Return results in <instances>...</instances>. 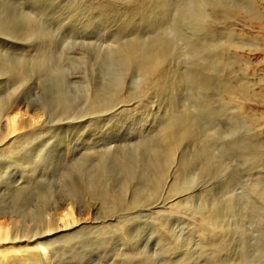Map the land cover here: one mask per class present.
<instances>
[{"label": "rangeland", "instance_id": "rangeland-1", "mask_svg": "<svg viewBox=\"0 0 264 264\" xmlns=\"http://www.w3.org/2000/svg\"><path fill=\"white\" fill-rule=\"evenodd\" d=\"M0 44V225L30 236L73 216L79 226L48 237L47 264H264V0H0ZM155 49L162 65L145 76L133 60ZM93 93L108 107L87 111ZM181 161L184 185L168 196L155 172ZM170 198L180 204L154 206Z\"/></svg>", "mask_w": 264, "mask_h": 264}, {"label": "bare ground", "instance_id": "bare-ground-1", "mask_svg": "<svg viewBox=\"0 0 264 264\" xmlns=\"http://www.w3.org/2000/svg\"><path fill=\"white\" fill-rule=\"evenodd\" d=\"M131 1V0H130ZM208 2V1H207ZM206 2V3H207ZM225 2V1H224ZM230 3V2H229ZM133 4V3H132ZM136 4V3H135ZM236 4V3H235ZM238 4V3H237ZM248 4V3H247ZM246 4V5H247ZM133 7H134V4H133ZM132 7V8H133ZM137 7V6H136ZM135 7V8H136ZM135 8L134 9H132L133 11L135 10ZM138 8V7H137ZM243 8V7H242ZM246 8V7H245ZM143 10V9H142ZM221 10V9H220ZM219 10V11H220ZM223 11V13H225V12H227V10L226 9H222ZM242 10V9H241ZM137 11H139V10H137ZM202 11V10H201ZM218 11V10H217ZM245 13H248V14H252V19H257V17L258 16H256V13L255 12H253V10H252V8L251 9H247V10H245L244 11ZM216 13V12H215ZM259 13V12H258ZM216 14H218V13H216ZM220 15V14H219ZM246 15V14H245ZM193 17V16H192ZM226 17V16H225ZM191 19V18H190ZM226 19V18H225ZM24 22H25V24L28 26V29L29 30H34V29H36V28H38L39 27V25H37V23H36V21H35V19L33 18V17H31L30 15H25V18H24ZM219 22V21H218ZM225 25V24H224ZM227 30V29H226ZM231 31V30H230ZM227 32H229V31H227ZM229 34V33H228ZM232 34V33H231ZM230 34V35H231ZM230 35H228V36H230ZM220 36V35H219ZM219 38H221V37H219ZM225 38V37H224ZM223 38V39H224ZM235 38V37H234ZM236 39V38H235ZM219 40H221V39H219ZM225 40V39H224ZM1 41H4V40H1ZM223 41V40H222ZM210 42V41H209ZM208 42V43H209ZM226 42H228L227 43V48H231V47H233V48H238L240 45L238 44L240 41H233V40H230V41H226ZM242 42V41H241ZM205 43V42H204ZM207 43V44H208ZM215 43H217L216 41H215ZM220 43V42H219ZM237 43V44H236ZM4 44V43H3ZM3 44H0V49L1 48H4V45ZM199 44V43H198ZM213 44V43H212ZM195 45V44H194ZM203 45V44H202ZM202 45H201V47H202ZM215 45V44H214ZM223 45V44H222ZM138 46V45H137ZM165 46V45H164ZM193 46V45H192ZM210 46H212V45H210ZM210 46H209V48H210ZM224 46V45H223ZM162 47V46H161ZM195 47H197V45H195ZM200 47V48H201ZM213 47V46H212ZM217 47H219V46H217ZM222 47V46H221ZM220 47V48H221ZM225 47V46H224ZM157 48H159V47H157ZM194 47H192V49H193ZM204 48H205V46H204ZM203 48V49H204ZM206 48H208L207 46H206ZM208 48V49H209ZM216 48V47H215ZM137 49H139L138 47H137ZM136 49V46H135V44H134V42L133 41H127V42H123V43H121V44H119V51L121 50V51H123V53L126 51V54L127 53H129V52H136V53H139V52H137V51H139V50H137ZM162 49V48H161ZM164 49L165 48H163V54H164ZM191 49V51L190 52H192V51H194L195 49H193L192 50ZM199 48L197 47V49L196 50H198ZM213 49V48H212ZM212 49H210V50H212ZM218 49V48H217ZM137 50V51H136ZM152 50V49H151ZM153 50H154V48H153ZM166 50V49H165ZM196 50H195V53H196ZM207 50V49H206ZM220 50V49H219ZM118 51V52H119ZM128 51V52H127ZM155 51L157 52V49H155ZM160 51V50H159ZM162 51H160L161 53H162ZM168 51V50H167ZM187 51H189V50H187ZM186 51V52H187ZM216 51V50H215ZM221 51H223V50H221ZM143 52V51H142ZM142 52L140 53V54H142ZM151 52V51H150ZM200 52V51H199ZM199 52H198V55H199ZM203 52V50L201 51V53ZM220 51H218L217 52V54L219 53ZM145 53V52H144ZM143 53V54H144ZM147 53V52H146ZM148 53H149V51H148ZM213 53V52H212ZM37 54H40L39 56H41V57H45V56H47L48 54H49V51L47 50V49H39L38 51H37ZM131 54V53H130ZM129 54V56L131 57V55ZM140 54H137V55H140ZM163 54L160 56V54H158V52H157V54H153V52H152V54L150 55V54H144V55H140L139 56V59L137 58L136 60L134 59H132L133 60V62H135L136 63V61H138L139 60V67H138V65H137V68H140V70L145 74V76L148 74L149 76H151L150 74H153V73H155V71L157 70V68H160V66H159V64L160 65H162V63H160L162 60H163ZM167 54V53H166ZM192 54V53H191ZM194 54V53H193ZM192 54V55H193ZM197 54V53H196ZM196 54H194V56H196ZM216 54V55H217ZM136 54H134V56H135ZM136 55V56H137ZM124 56H126V55H124ZM136 56L134 57V58H136ZM203 56V55H202ZM201 56V57H202ZM207 56V55H206ZM48 57H49V55H48ZM47 57V58H48ZM130 57H128V54H127V59L129 58L130 59ZM133 57V56H132ZM138 57V56H137ZM186 57V56H185ZM193 57V56H192ZM205 57V56H204ZM212 57V56H211ZM221 58H222V54H221V56H220ZM160 58H162V60L160 59ZM187 58L188 57H186V60H187ZM202 59V58H201ZM201 59L199 60V58L197 57V60H199L200 62H201ZM206 59V58H205ZM213 59V58H212ZM211 59V60H212ZM223 59H224V57H223ZM161 60V61H160ZM165 60V59H164ZM203 60V59H202ZM210 60V61H211ZM225 60V59H224ZM47 61V60H46ZM194 61V60H193ZM213 61V60H212ZM164 62V61H163ZM187 62H188V60H187ZM196 62H198V61H196ZM204 62H207L206 60H203V62H201V63H204ZM218 62V61H217ZM216 63V62H215ZM227 63V62H226ZM198 64H200V63H198ZM204 64H206L207 65V63H204ZM225 64V63H224ZM2 65H5L4 64V62H3V64L1 63L0 64V70L1 69H3L2 68ZM195 66V65H194ZM201 66V65H200ZM189 67V66H188ZM196 67H197V64H196ZM195 67V68H196ZM163 68V67H162ZM194 69V68H193ZM210 69V68H209ZM222 69V71H223V68H221ZM163 70V69H162ZM212 70V69H211ZM5 71V70H4ZM141 71H140V73H141ZM160 71V70H159ZM1 72V71H0ZM2 72H3V70H2ZM157 72V71H156ZM193 73H194V71H192ZM159 73V72H158ZM1 74V73H0ZM156 74V73H155ZM196 74H199V73H197V71H195V73L193 74V75H196ZM154 75V74H153ZM152 75V76H153ZM159 75V74H158ZM158 75L156 76V77H158ZM149 76H147V77H149ZM160 76V75H159ZM10 77V76H9ZM142 77V76H141ZM144 77V76H143ZM142 77V78H143ZM224 77V76H223ZM11 78V77H10ZM146 78V77H145ZM153 78V77H152ZM214 78V77H213ZM151 79V78H150ZM222 79V78H221ZM139 80H140V78H139ZM142 80V79H141ZM145 80V79H144ZM144 80H142V81H144ZM238 80V79H237ZM145 82V81H144ZM146 82H150V80H148V81H146ZM146 82H145V84H146ZM198 83H199V81H197ZM152 83V82H151ZM150 84V83H149ZM148 84V85H149ZM153 84V83H152ZM151 84V85H152ZM146 86V85H145ZM214 87V86H213ZM216 88V87H215ZM114 90V89H113ZM116 90V89H115ZM114 90V91H115ZM217 90H222V92H232L233 90H235V91H237V92H239L242 96H244V93H243V91L242 90H240V88L237 86V85H231L228 81H226V80H222L221 81V88L220 89H218L217 88ZM119 91V90H118ZM112 93V92H111ZM94 94V93H93ZM96 94V93H95ZM92 95L93 97H91V94H90V100L88 99V101H87V106L84 104V106L85 107H87L86 109H87V111L88 110H90V112L91 113H94V111H96V112H98L99 111V109L101 108V107H103V105L104 104H106L105 102H106V98L105 97H107V95L104 97V99H105V102H103L104 104H102V103H100L101 102V98H102V96L101 97H99L100 95L99 94H97V95H99L98 97H97V95ZM110 94V93H109ZM102 95H104V94H102ZM239 95V94H238ZM89 96V95H88ZM231 96V95H230ZM237 96V95H236ZM112 97L114 98H118V99H120V100H122V98H121V95L118 93V92H113L112 93V95H111V99H112ZM89 98V97H88ZM99 100H98V99ZM108 98H110L109 96H108ZM210 99V98H209ZM208 99V100H209ZM215 99V98H214ZM107 100H109V99H107ZM212 100V99H211ZM111 101V100H110ZM12 102V101H11ZM15 102V101H14ZM108 102V101H107ZM113 102V101H112ZM3 103V102H2ZM119 103V102H118ZM121 103H122V101H121ZM10 104H12V103H10ZM14 104V106L16 107V105H15V103H13ZM13 104H12V106H13ZM101 104H102V106H101ZM110 104V103H109ZM1 105V104H0ZM5 106H6V104H4ZM107 105V107H108V104H106ZM112 105H114V102H113V104H111V106ZM1 107V106H0ZM84 107V108H85ZM98 107H100L99 109H98ZM107 107H105L106 109H109V108H107ZM113 107V106H112ZM10 108V105H7V107H5L4 108V106L1 108V111L4 113L6 110H8ZM17 108H19V106H17ZM89 108V109H88ZM64 109H65V107H64ZM102 109V108H101ZM103 109H104V107H103ZM2 115V114H1ZM171 118H172V116H170ZM169 117V118H170ZM174 118V117H173ZM14 117H10V113L7 115V130H9V131H14L15 130V122H14ZM166 119V118H165ZM63 120V119H62ZM167 120V119H166ZM171 121V119L170 120H168V122H170ZM173 122V121H172ZM171 122V123H172ZM161 123V125H159ZM159 124H158V126H157V129H158V127L160 128V130L164 133V135L166 134L167 136L170 134V137L172 138V133H173V131H175L174 132V134L176 133V130H174V128H175V126L174 127H172V130H170L171 128V126L169 127V124L167 123V121H163V123L162 122H160ZM182 127V126H181ZM210 127H212V125L210 126ZM170 128V129H169ZM178 129V128H177ZM182 129V128H181ZM184 129V128H183ZM223 129H224V127H223ZM169 130L170 131H172L171 133H169ZM157 131H159V130H157ZM214 131L215 132H217L218 131V127H214ZM197 133V132H196ZM221 133V132H220ZM194 134V133H193ZM197 135V134H196ZM202 135V134H201ZM174 136V135H173ZM214 136V135H213ZM212 136V137H213ZM1 137H3V138H1ZM175 137V136H174ZM173 137V139H171L170 138V140L172 141V140H174L175 138ZM198 137V136H197ZM207 137H209V135H207ZM206 138V137H205ZM0 139H2V140H0V146L1 145H6V143H7V138L6 137H4V135H3V131L0 129ZM207 139H210V138H206V140ZM205 140V141H206ZM211 140V139H210ZM170 141V142H171ZM176 141V140H175ZM204 142V141H203ZM212 142V141H211ZM215 142V141H214ZM173 143H175L174 141H173ZM199 143V142H198ZM167 144H169V142L167 143ZM171 144V143H170ZM169 144V145H170ZM175 145V144H174ZM174 145H171V146H174ZM204 145V144H203ZM5 147H7V146H5ZM199 147V146H198ZM202 147V146H201ZM211 147V146H210ZM168 148V147H167ZM108 149V148H107ZM171 149H173V147L171 148ZM199 149V148H198ZM202 149V148H201ZM167 150H169L170 151V149H167ZM166 150V151H167ZM203 150H204V147H203ZM203 150H202V152H203ZM244 151H246V150H244ZM171 152V153H170ZM169 152V154H173L172 153V151H170ZM205 152V151H204ZM106 153V152H105ZM104 153V154H105ZM155 153V152H154ZM204 154V153H203ZM174 155V154H173ZM169 156V155H168ZM209 156V155H208ZM244 156V155H243ZM182 158V157H181ZM206 158V157H205ZM174 159V158H173ZM182 160V159H181ZM121 161H124V160H121ZM176 161V160H175ZM170 162V161H169ZM118 163H120V162H118ZM122 163V162H121ZM120 163V164H121ZM125 163V162H124ZM126 163H128V161L126 162ZM178 164H177V166H176V162H175V166L173 167V165L171 166V168L167 171V170H165L166 172H167V174H168V172H169V174H168V176L166 175V173L164 174V172L165 171H163V170H161V169H158V171H156L155 172V176L156 177H154V179L155 178H158V182H159V179L161 178V176H165V182H166V194L168 193L169 195L168 196H172V195H174L177 191H179V188H180V185L182 186V184H183V180H181L183 177V175H182V173H184L183 171L187 168V166H188V163H186L185 161H181V162H177ZM129 164V163H128ZM170 164H173V161H171V163ZM123 165V164H122ZM126 165V164H125ZM204 165V164H203ZM202 165V166H203ZM121 166V165H120ZM191 166V165H190ZM123 166H121V168H122ZM125 167L126 166H124V170H125ZM132 167V166H131ZM123 169V168H122ZM127 169H128V167H127ZM126 169V170H127ZM166 169V168H165ZM195 170H197V169H195ZM205 170H207V169H205ZM128 171V170H127ZM130 171L132 172V169H130ZM129 172V171H128ZM127 172V173H128ZM191 173V172H190ZM186 174V173H185ZM192 176L194 175L195 176V174L194 173H192L191 174ZM199 175V174H198ZM185 176V175H184ZM193 176V177H194ZM197 177V176H196ZM196 177H194L195 178V180H196ZM135 178V177H134ZM133 177H132V180L134 179ZM149 178V177H148ZM147 178V179H148ZM190 178H191V176H190ZM190 178H189V180H190ZM194 178H192L193 180H194ZM198 178V177H197ZM144 179H146L145 177H144ZM146 179V180H147ZM150 179V178H149ZM148 179V180H149ZM162 179V178H161ZM160 179V181H161V184H162V180ZM185 179V178H184ZM194 180V181H195ZM164 181V180H163ZM180 181H182L181 183L182 184H180ZM191 181V180H190ZM192 182V181H191ZM256 181H254V186H256V185H258V184H256L255 183ZM187 183V182H186ZM163 184H165V183H163ZM138 185V184H137ZM149 185V184H148ZM148 185H146V187L148 186ZM184 185V184H183ZM160 186V185H159ZM158 186V188H161V187H159ZM161 186H163V185H161ZM254 186H252V188L254 187ZM139 188V187H138ZM154 188V187H153ZM152 188V189H153ZM155 188H157V187H155ZM256 188H258V190H259V188H260V186L258 185V187H256ZM162 190L164 189V188H161ZM181 189V188H180ZM255 189V188H254ZM254 189H252V190H254ZM264 190L263 188H260V190ZM157 191H158V189H156ZM258 190H255V191H258ZM140 191V190H139ZM107 192V191H106ZM114 191H112L111 192V194L113 193ZM180 192V191H179ZM263 192V191H262ZM109 193V192H108ZM157 193V192H156ZM164 193V192H163ZM178 193V192H177ZM181 193V192H180ZM243 193V192H242ZM241 192L239 193V195L240 196H242L243 194H242ZM256 193V192H255ZM257 193H260V195L259 194H257L258 195V197H260L262 194L264 195V193H262L261 194V191L259 192H257ZM237 194H238V192H237ZM105 195H107V194H105ZM238 195V196H239ZM113 197L115 196V194L114 195H112ZM112 197V198H113ZM230 197H232V196H230ZM230 197H228V198H230ZM250 197V196H249ZM163 198H166V196L165 197H163ZM174 198V197H173ZM176 198V197H175ZM261 198V197H260ZM262 198H264V197H262ZM114 199V198H113ZM173 199H168V200H165V199H158V200H156V202L154 203V206L156 207V209H157V206H165L166 208L168 207H171L172 205L174 206V205H178V204H180V203H178L177 201H172ZM228 200V199H227ZM231 200V199H230ZM155 201V200H154ZM168 201H169V204L167 205L166 203H168ZM259 201V200H258ZM258 201L256 202V201H254V204H255V202H256V204H258ZM261 201V200H260ZM228 202H229V200H228ZM252 203H253V201H251ZM252 203H250V204H252ZM245 204V203H244ZM176 205V206H177ZM247 205V204H246ZM152 206H153V204H152ZM153 206V207H154ZM175 206V207H176ZM246 207V206H245ZM253 207V206H252ZM256 207L258 208V207H261L259 204L258 205H256ZM264 207V206H263ZM256 208V209H257ZM70 209V208H69ZM158 209H161V207L160 208H158ZM164 209V208H163ZM171 209V208H170ZM173 209V208H172ZM247 209H248V206H247ZM250 209H251V205H250ZM253 209V208H252ZM251 209V210H252ZM255 208L253 209V211L255 212V210H256ZM259 209V208H258ZM257 209V211L260 213L261 211H260V209L262 210V208H260L259 210ZM250 210V211H251ZM246 213V212H245ZM247 213H248V211H247ZM256 213V215L258 216V213L257 212H255ZM67 214H70V215H72V213H70V212H68V213H66V215ZM255 215V216H256ZM261 215L262 214H260V217H261ZM247 216H250V215H248L247 214ZM256 216V217H257ZM16 216H13V219H12V221H11V223H12V225H14L17 221L16 220H14V218H15ZM203 217V216H202ZM250 219V218H249ZM257 219V218H256ZM258 219H259V217H258ZM50 221V222H49ZM259 221V220H258ZM250 222H251V220H250ZM255 222V221H254ZM55 223V222H54ZM253 223V222H252ZM259 223V222H258ZM212 223H210V225H211ZM251 224V223H250ZM54 224L52 223V220H48L47 222H46V225H45V230L44 231H42V232H39V233H33L32 235H28L27 234V236H26V234L25 235H21V236H17L11 229L10 230H8L6 227H3L2 225H0V229L2 230V232H0V262H2V264H17V260L19 259L18 257L20 256V259H19V264H39L40 262L42 263V264H47L48 263V261H49V259L51 258V255H52V250H51V248H50V246H52L51 244L49 245L48 243H46L47 242V240H50L48 237H50L51 235H54V234H58L60 231H62L63 229H65V228H68V227H77V226H79V225H77V221L75 220V218L73 217V216H70V218H69V220H66V221H64V223H62L61 225H58V223H57V225L55 224L54 226H53ZM213 226V225H212ZM252 226V225H251ZM213 227H216V225L215 226H213ZM214 229V228H213ZM216 229H218V228H216ZM12 231V232H11ZM218 230H216L215 232H217ZM43 240H45V243H41ZM17 242H24V243H27V244H25L24 246H20V245H18L17 244ZM7 243H11V244H13V246H10V247H6V244ZM239 243V242H238ZM239 244H241V243H239ZM212 245H213V249L214 250H217L218 248L217 247H214V246H216V245H220L218 242H212ZM250 245V244H249ZM254 245V244H253ZM141 251V250H140ZM139 250H138V248L137 247H135V246H129L128 247V249H127V251H120L121 253H123L125 256H131L132 254L134 255V254H140L141 252H140ZM238 251L239 250H237V253H238ZM242 251V250H241ZM253 251V250H252ZM257 251V250H256ZM256 253V252H255ZM241 256H242V253L240 254ZM135 256V255H134ZM136 257V256H135ZM209 259V258H208ZM216 259V258H215ZM186 260V259H185ZM211 260V259H210ZM213 261V260H212ZM216 261V260H215ZM169 263V262H168ZM168 263H166V264H168ZM214 262H212V264H213ZM138 264H146L145 263V261L144 262H140V263H138ZM169 264H189V263H187V262H185V261H174V262H172V263H169ZM206 264H210V262H207Z\"/></svg>", "mask_w": 264, "mask_h": 264}]
</instances>
